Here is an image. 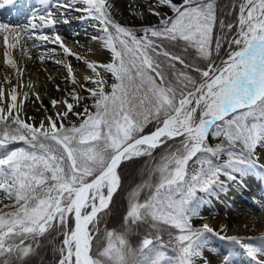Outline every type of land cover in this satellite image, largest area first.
<instances>
[{"label":"snow or ice","instance_id":"1","mask_svg":"<svg viewBox=\"0 0 264 264\" xmlns=\"http://www.w3.org/2000/svg\"><path fill=\"white\" fill-rule=\"evenodd\" d=\"M77 2L84 7H60L98 21L111 59L87 64L94 76L86 79L97 87H85L93 103L83 112L52 100L53 107L64 105L55 117L28 123L14 112L15 87L13 104L0 109V190L12 201L0 209V264H35L33 257L46 247L56 252L55 264H211L205 256L209 234L264 264V236L220 235L191 223L200 207L198 191L223 187L221 176L264 173V155L255 151L264 143V0H240L235 23L219 16L217 0H158L172 14L155 11L160 22L142 28L143 35L117 23L105 0ZM7 6L15 8L16 0H0V9ZM56 23L45 11L23 27L0 21V35L6 49L35 36L74 55L58 34L50 40L39 31ZM223 43L229 52L217 64ZM5 62L14 66L7 53ZM101 67L111 75L110 85ZM70 96L77 104L83 99ZM70 113L77 123H64ZM149 125L155 130L144 134ZM210 136L223 140L210 146ZM158 148L167 149L158 176L129 186L119 227L109 228L105 218L125 190V162L151 157ZM224 155L228 159L217 163ZM194 157L199 168L189 175ZM145 226L154 231L134 243ZM221 255L220 264H239V252Z\"/></svg>","mask_w":264,"mask_h":264},{"label":"rangeland","instance_id":"2","mask_svg":"<svg viewBox=\"0 0 264 264\" xmlns=\"http://www.w3.org/2000/svg\"><path fill=\"white\" fill-rule=\"evenodd\" d=\"M132 0H125L126 6L125 9L127 12H130L132 14V18H128L124 15H119L118 17L111 12L109 9V13L112 15V18L122 26H127L130 28L140 29L143 27L152 26L158 22H160L161 16L155 15L154 12L157 10H162L167 12L168 15H171V10L166 9L163 10L153 4L154 7L151 6L152 0H135L137 2L144 3L150 7V10L144 11V9H141L139 5L133 6L131 3ZM158 2V0H155ZM29 5L24 4L17 6V10H4L2 13L5 15H13L21 13V16L17 20H9L10 17L3 18L5 23H9L12 25H19L21 27L29 25V21L31 20L32 16L34 14L36 15H42L45 13V11H50L53 13L58 20V23H56L54 26H47L42 27L39 29V31H42L44 34H47L50 37V40L55 39L56 35L58 34L60 37H62L63 44L70 48L71 51L74 53L72 56L66 55L62 48L60 47L59 43H51L49 41H40L36 40L35 36L32 37V39H28V37H24V40L21 41V45L18 46L16 49H13V53H15V56L19 58L20 60H23L22 67L17 64V62L12 58L8 57V59H11L14 61V66L9 65L5 62L6 55L1 54L0 56V109L6 110L9 104H12L11 95L13 94V88L7 87L6 85L8 83L9 79H12L16 82L15 87V95L18 97L24 88V86L28 83V78L30 77V81H32L33 77L40 78L44 81V83L49 84L50 92H46L45 90L42 92V98L41 103L38 105L39 111L42 113V115H46V113L51 114L55 117L56 112L58 109H61L60 104L56 105V107H53L52 100H62V101H68L74 105V110L76 112H83V109L85 107H90L93 103L92 98L89 96L87 91H85V87L87 88H95L97 87L96 84L91 82H79L78 85H75V79L73 76H75L74 71L73 73L69 74L67 65L72 64V61H83L86 62V49L87 46L90 45L92 42L100 41L103 38V33L100 30V27L98 26V21L94 20L89 16V14L85 11H76L75 8H67V7H60V5H75L76 7L83 8L84 5L82 3H78L77 1H71V0H27ZM19 4V1H16V5ZM138 4V3H137ZM133 6V7H132ZM138 6V7H137ZM15 9V8H14ZM144 11V12H143ZM23 15V16H22ZM9 20V21H7ZM35 23L39 24L40 21L36 20ZM90 27V28H89ZM86 31V32H85ZM86 34H85V33ZM90 32V33H89ZM94 37H98V39H94ZM3 38L2 35H0V39ZM35 41V45L33 43ZM82 45V46H81ZM84 45V46H83ZM52 49H55V51H52ZM103 55V61L105 63L109 62L111 59V54L108 50H106V53H102ZM3 55V56H2ZM79 57V59H77ZM83 58V59H82ZM85 58V59H84ZM69 59H72L71 61ZM69 61V63H66V61ZM90 70V69H89ZM21 71H24L23 73H20ZM54 71V72H53ZM49 72H53L55 76H50ZM29 73V75H27ZM90 77H93L94 74L90 70ZM107 73H103L104 78L106 79ZM36 84L35 82L28 83V87L26 89L27 93H31L33 90V86ZM82 85L84 87H82ZM6 91L9 94L10 99L7 100ZM45 92V93H44ZM21 98V107L24 106V104L27 102V94ZM70 93H78L83 99L80 101L79 104L75 100L71 99ZM44 94V95H43ZM26 98V99H25ZM63 107V106H62ZM37 113L35 115H32L30 118V123H34L36 125H39L40 122L43 119V116ZM47 116H45L46 120ZM78 118L75 115L69 114V118L64 120L65 124L70 123H77ZM264 147V143L257 145L255 151L257 155H259L260 149ZM237 151H239V148H237ZM228 159L227 155H224L223 161H226ZM199 168V165L194 163L192 161L188 165V173L189 175L195 170ZM143 169H141L137 174L135 173V176L130 178L128 181L125 182V188L129 187V184H131V181L139 178L141 176ZM251 176H255L257 179H264L263 173L260 174V172H254L249 173L246 175L239 176L237 174V180L233 181L229 179L227 176H221V183L224 182H232L234 186H237L241 179L248 178ZM220 185H216L213 190L210 193H202L198 191V194L202 196V198L205 201V204L201 205L199 207V210L196 215L192 217L191 222H193L198 217H209L208 219L203 221H199L195 224V226H203L205 223L209 225L210 227H216V226H226L227 230L223 235L231 236V235H238L241 237H252L248 236L246 233H241L238 228H236V224L238 222L237 218L240 216L242 212V208H238V211H235L234 208H237L238 206H232V208H226L224 211L227 215V218L223 220L222 223L214 226L211 223L214 221L213 215L210 209L211 203L213 201H219V198H224L227 200V192L220 193L218 192V188ZM128 194V193H127ZM125 201L127 202V195L125 196ZM6 204V199L3 196L2 192H0V207H3ZM121 207V205H120ZM127 207V206H125ZM120 208H118L119 210ZM244 209V208H243ZM240 210V211H239ZM114 211H117L115 209ZM115 215V213H114ZM239 215V216H238ZM235 216V217H231ZM242 216V215H241ZM237 217V218H236ZM236 218V219H235ZM233 220H236V222H232ZM233 223V225H232ZM231 234V235H230ZM254 237V236H253ZM221 240L218 237H213L210 239V246L209 248H215L216 244L220 242ZM226 244H228L230 250H234L236 252H239L243 259H245L243 256L242 249L239 248H233V245H231L228 241H224ZM207 252V251H206ZM216 253V252H215ZM212 254V256L217 255V253L220 254V252H217L216 254ZM212 256L210 257V261L212 260ZM264 258V257H261ZM247 262L244 264H252V260L250 257H246L245 259Z\"/></svg>","mask_w":264,"mask_h":264},{"label":"bare ground","instance_id":"3","mask_svg":"<svg viewBox=\"0 0 264 264\" xmlns=\"http://www.w3.org/2000/svg\"><path fill=\"white\" fill-rule=\"evenodd\" d=\"M71 1H77V0H71ZM174 2L179 3L180 0H174ZM105 3H106V7H108V5H112V7H110L109 9L117 17L119 15H124V16H126L128 18H132V14L130 12H127V10L125 9V6H126L125 0H105ZM131 3L133 4V6L139 5L141 7V9H144V11H146V10L149 11L150 10V7L148 5H146V4H144V3H141V2L139 3V2H137L135 0H132ZM153 4H155L158 7V2H156L155 0H152V2H151V6L152 7H154ZM163 10H166V9H163ZM9 20H11V18H9ZM106 50L107 49L104 46V40L102 38L100 41L92 42L90 45L87 46V49L85 51L86 52V62H83L82 60L81 61H78V60L77 61H74V60L72 61L73 65H71V64L70 65H71V67H72V69H73V71L75 73V76H73V78L75 79L74 80L75 81V85H78L79 82L86 83V82L89 81L88 79H86V77H90V75H89L90 74V70L87 67L88 63H94V64H98V65H102V64L105 63V61H103V59H104L103 55L104 54H102V53L103 52L106 53ZM228 52H229V46H228V48L226 50V53H225L223 59L227 57ZM6 53H7V56L8 57H12L17 62V64H19L20 67L24 66L23 63H25V62H23V60H20L19 58H17V56H15V53H13V49L12 48L6 49L5 45H4V39L1 38L0 39V56H1V54H5L6 55ZM69 60L71 61L72 59H69ZM66 63H69V61L67 60ZM68 65H67V68H68ZM98 71H100L102 73V75H103L104 72H103L102 67L99 68ZM53 72H49V75L50 76H55V75H53L54 74ZM20 73H23L22 76L25 75L24 71H21ZM27 75H29V73H27ZM33 82H35L36 84H34V86H33L34 88L31 91V93L28 94L27 91H26V89L28 87L27 84L28 83H32L33 84ZM8 83H9V85L7 84L6 85L7 87H11V88L16 87V82L14 80L12 81V79H9ZM28 83L24 86V88L22 89L20 95L16 99V102H15L16 108L14 109V112L18 111L19 112V116L21 118H23V119H26L27 122L30 123V118H31L32 115H35L37 113H40L42 115V113L38 109V105L42 102L41 101L42 92L45 90L48 93V92H50V88H49V84L44 83V81L41 80L40 78L36 79V77H33L32 81H30V77H29L28 78ZM26 93L28 94L27 97H26L28 100L24 104V106L21 107L20 106L21 105V98L24 97L26 95ZM6 96H7V100L10 99L9 94L7 93V91H6ZM60 101H62V100H60ZM12 104H13V102H12ZM62 106L64 107V105L61 103L60 104L61 109H63ZM4 111L6 112L7 108ZM42 116H43L42 121H44L45 116L49 117V116H51V114L46 113V115H42ZM259 154L264 155V147H262L260 149ZM261 163H264V160H262ZM232 185H233L232 182H228V184H227V187L229 188V191H228V193L226 195L227 196V200H225L224 198H222V199L219 198V201H213V203H211V205H210V209H211V212H212V215H213L212 217L214 219V221L211 224L214 225V226L222 223L223 220L227 218V215L225 214V211H224L226 208H232V206H235L234 203H236V202H232V203L230 202V200H232L231 199L232 197L235 198V196L233 195V191L231 190ZM236 188H237L236 194L238 193L236 198L239 199V200H243L244 197H245V194L247 192H252V193L258 194L260 196H264V179L260 180V179H257L255 176L244 178V179L240 180V182L238 183ZM218 189H221V186H219ZM240 216L238 218L236 217L237 220H238V222L236 224V228H238L241 233L244 232L248 236H252V237L253 236L254 237L264 236V227L263 226L258 228L255 225H257V226H260V225L253 224V222H254L253 220L247 219V218H241L240 219ZM231 217H235V216H231ZM206 219H207V216H205L204 219H202V221L205 222ZM232 222H236V220H233ZM244 223L247 224V226L242 227L244 225ZM232 225H233V223H232ZM251 227H256V228H251ZM215 246H216L215 248H209V249H215L216 251H212V250H209V249L205 250V256H206L207 259H210L212 254H214L215 252L216 253L217 252H222V251L223 252H227L229 250L228 244H226V242H224V241L218 242ZM262 259H264V258H262ZM217 262H215L213 264H216ZM239 262L241 264H244L247 261L245 259H243L241 256H239ZM252 264H255V262L253 261Z\"/></svg>","mask_w":264,"mask_h":264},{"label":"trees","instance_id":"4","mask_svg":"<svg viewBox=\"0 0 264 264\" xmlns=\"http://www.w3.org/2000/svg\"><path fill=\"white\" fill-rule=\"evenodd\" d=\"M239 2H240V0H217L219 16L221 18L225 19L226 21H231V22L235 23V16L238 14ZM158 24H159V22L154 24V25H158ZM141 29L142 28L135 29V30L137 32H142ZM219 31H220V29H219V26L217 25L216 32L219 33ZM225 32H226V30H225ZM228 38H230V36ZM226 44L227 43H223L221 51L219 53V57L216 58V62L220 58V56L223 54L224 49L226 47ZM213 56L214 57L216 56L215 52H213ZM105 81H106V84H108V85L111 84L112 78H111V75L109 73H107ZM106 91H110V87L106 88ZM154 129H155L154 125H149L145 128L144 134L150 133ZM222 140H223V137H212V136H210L209 137L210 146H215L216 144L220 143ZM169 143L174 144L175 142L170 141ZM16 146H20V145H10V147H16ZM166 151H167V149L162 150V149L158 148L154 151V153L151 157L144 156V157L135 158L134 162H125L126 166L123 167V169H122L123 175L125 177V182L128 181L130 178L134 177L135 173L137 174L141 169H143L141 176L139 178L131 181V184H129V186L135 187L136 184H144L146 182L151 183L152 182V174H155L156 176H158V173L155 172V169H156V166L161 163V157L165 154ZM223 157L224 156H222L221 159L219 161H217V163H222ZM192 161H195V157L193 158ZM192 161H189V164ZM124 189L125 190L123 192L118 193L117 196L115 197V204L113 206V211H112V213H110L108 215V217L105 218V224L109 228L119 227V223L121 221V213L125 210V208H126L125 206H127V202L125 201V196L128 193L129 187H127V189H126L125 184H124ZM145 191H147V188H145ZM0 192H2L4 197H6V194L3 193L2 190H0ZM197 196L201 198V196L198 194V192H197ZM201 201H202V198H201ZM201 201H200V203H201ZM10 203H12V201L6 199V204H10ZM120 205H121V207H120ZM3 208H4V206L0 207V209H3ZM118 208H120V209L118 210ZM115 209H117V211H114ZM7 210L8 209H4V211H7ZM114 213H115V215H114ZM105 224L101 225L102 229L104 228ZM192 226H193V223H192ZM161 228L166 229L167 226L161 225ZM146 231H154V230L149 229L147 226H145L144 228L140 229L137 232L133 242L135 243L140 238H142V236L144 235V233ZM209 236H210V239H212L214 237V236H211V234H209ZM163 239L165 241H167V239H168L166 231L163 232ZM55 258H56V252L52 248L46 247L45 250L41 251L39 256L33 257V260H34L35 264H55Z\"/></svg>","mask_w":264,"mask_h":264},{"label":"water","instance_id":"5","mask_svg":"<svg viewBox=\"0 0 264 264\" xmlns=\"http://www.w3.org/2000/svg\"><path fill=\"white\" fill-rule=\"evenodd\" d=\"M226 52V51H225ZM224 52V53H225ZM223 59V57H221L220 59H219V61L217 62V64H220V62H221V60ZM154 131V130H153Z\"/></svg>","mask_w":264,"mask_h":264}]
</instances>
